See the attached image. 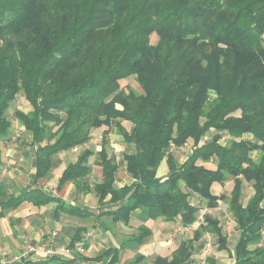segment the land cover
Here are the masks:
<instances>
[{
  "label": "trees",
  "instance_id": "trees-1",
  "mask_svg": "<svg viewBox=\"0 0 264 264\" xmlns=\"http://www.w3.org/2000/svg\"><path fill=\"white\" fill-rule=\"evenodd\" d=\"M130 79L141 91L123 88ZM21 95L31 110L14 115L37 146V178L52 169L56 154L78 147L60 184L89 190L82 185L94 153L85 146L94 130L122 119L131 127L118 122L117 132L136 146L125 155L134 182L116 188L119 168L109 157L107 131L95 191L101 201L124 204L101 216L128 222L140 209L151 219L191 226L202 209L194 197L208 209L227 201L239 231L233 264H264V0H0V170L1 142L13 125L8 111ZM189 142L191 154L177 167L172 148ZM164 160L169 173L159 178ZM229 181L230 196L212 193L214 184ZM245 182L254 189L246 206ZM206 234L228 249L220 220L207 212L193 238L155 264H193L194 243ZM80 239L76 234L69 247ZM78 255L22 264L102 258Z\"/></svg>",
  "mask_w": 264,
  "mask_h": 264
},
{
  "label": "crops",
  "instance_id": "crops-1",
  "mask_svg": "<svg viewBox=\"0 0 264 264\" xmlns=\"http://www.w3.org/2000/svg\"><path fill=\"white\" fill-rule=\"evenodd\" d=\"M23 97L25 98L24 95ZM29 110L31 107L25 111ZM16 120V125L12 121L10 133L1 142L3 155L0 170V203L20 199L17 204L10 202L4 207L0 206V211H3L0 215V264H4L5 261L6 264H22L28 259L35 262L45 259V249L49 246L54 233H57L56 257L71 258L64 253V249L70 246L76 234L81 235L78 243L83 244L86 250L77 256L78 260L80 257L95 259L102 256L96 262L88 260L85 264H155L158 258L171 260L181 242L193 238L199 221L191 226H184L180 219L175 222H167L163 217L151 219L140 209L130 213L128 222L115 221L110 215L101 216L102 213L117 211L124 204L110 203V197L101 201L95 191V185L101 181L103 175V169L97 163L102 140L108 131L109 157L119 168L115 180L116 188L131 185L134 179L128 173L125 155L135 154L136 146L125 142L123 136L117 132L118 122L127 129H130V123L117 119L113 120L110 126L93 131L91 141L85 146L94 153L89 160L92 171L83 179L82 185L88 184L90 189L85 190L73 181L60 184L64 171L77 162L82 148L77 147L76 152L73 151L74 148L70 152L56 154L52 159V169L41 178H37V146L32 145L33 136L18 119ZM228 138V135L224 137L225 140ZM185 147H188L187 156H179V153L185 150L184 147L172 148L177 167L191 154V145L187 144ZM209 166L215 168L214 164ZM168 173L169 165L164 160L157 171V176L165 178ZM230 182L233 183L232 181L227 183ZM222 187L220 184H214L212 193L216 196L224 194L221 192ZM251 190V195L245 202V199L243 200L244 206L254 194L252 186ZM227 196H230V192ZM46 197L51 200L44 202ZM222 202L226 204L227 212L230 213L228 202ZM69 207L79 208L87 215L72 214L66 210ZM208 213L212 215L211 211ZM231 218L232 226L237 228L232 215ZM220 225L222 226L221 221ZM143 229L148 233L140 239V234L145 233ZM223 231L225 233L224 229ZM207 235L203 241L194 243L193 264H197V258L205 250H209ZM234 249L228 255L232 261L230 264L235 262ZM208 259L206 258L207 263Z\"/></svg>",
  "mask_w": 264,
  "mask_h": 264
},
{
  "label": "rangeland",
  "instance_id": "rangeland-1",
  "mask_svg": "<svg viewBox=\"0 0 264 264\" xmlns=\"http://www.w3.org/2000/svg\"><path fill=\"white\" fill-rule=\"evenodd\" d=\"M158 41V35L156 33H154L151 36V43L155 44ZM122 86L123 88H129L132 87L133 89L137 90V91H141L140 87L138 86L137 82L134 79H130L128 81H124L122 82ZM30 106L27 103L26 99L23 97V95H21L11 106V108L8 111V117L9 119H11L14 123V125H16L17 120L16 117L14 115L15 111L18 109H29ZM127 126L129 127V124H127ZM15 129V127H14ZM211 137V134H209L207 136V140ZM225 142V141H224ZM191 145V142H189V146ZM95 146V144H94ZM185 150L182 151V153H179V156H187L189 154L187 148L188 147H184ZM233 186V183H227L225 186H223L221 189V192L224 194H228L231 190ZM252 190H251V184L250 183H246L244 184V202L246 201V199L251 195ZM193 203L198 205L199 207H201V210H204L207 212L211 211L212 215L220 218L221 224L223 229L225 230V233L228 237V251L226 250H219L218 248V243H217V238L214 235H207V242H209L211 244V248L209 250H205L203 252V254L201 256H199L197 259V264H209L206 261V258H212L216 264H230L232 261H230L229 258V253L231 252L232 249H234L235 244L237 243V240L239 239V233L238 230L235 226L233 225L232 222V218L230 213L227 212V207L226 204L224 202H221L219 204V206L215 209H208L205 208V203L202 202L201 200H199L198 197H194L192 199ZM232 226V227H231ZM180 239H178L179 241ZM263 240H264V233H263ZM208 243V244H209ZM173 248V247H172ZM86 251V250H85ZM169 253V252H168ZM172 253V252H170Z\"/></svg>",
  "mask_w": 264,
  "mask_h": 264
},
{
  "label": "built area",
  "instance_id": "built-area-1",
  "mask_svg": "<svg viewBox=\"0 0 264 264\" xmlns=\"http://www.w3.org/2000/svg\"><path fill=\"white\" fill-rule=\"evenodd\" d=\"M74 152L78 151V148H75L73 150ZM206 211L201 210L200 215L198 217L199 222H204V217H205ZM57 237V233H54L51 242L49 244V246L45 249V258H52V257H56V254L58 253L57 250V246L55 243V238ZM208 248H211V244H208ZM85 252V248L83 246V244L77 243L75 248H70L67 247L66 249H64V253L69 256V257H74L75 254H83ZM7 261L4 262V264H6Z\"/></svg>",
  "mask_w": 264,
  "mask_h": 264
}]
</instances>
